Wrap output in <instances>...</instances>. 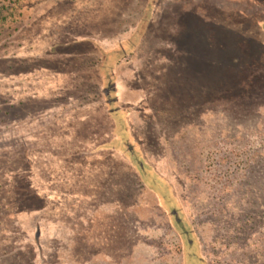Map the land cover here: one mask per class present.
Returning a JSON list of instances; mask_svg holds the SVG:
<instances>
[{
    "label": "rangeland",
    "instance_id": "obj_1",
    "mask_svg": "<svg viewBox=\"0 0 264 264\" xmlns=\"http://www.w3.org/2000/svg\"><path fill=\"white\" fill-rule=\"evenodd\" d=\"M24 10L0 39V264H264V0Z\"/></svg>",
    "mask_w": 264,
    "mask_h": 264
},
{
    "label": "trees",
    "instance_id": "obj_2",
    "mask_svg": "<svg viewBox=\"0 0 264 264\" xmlns=\"http://www.w3.org/2000/svg\"><path fill=\"white\" fill-rule=\"evenodd\" d=\"M34 1L36 0H0V39L10 37L17 30L23 22L24 7ZM0 209L5 210L4 206Z\"/></svg>",
    "mask_w": 264,
    "mask_h": 264
}]
</instances>
